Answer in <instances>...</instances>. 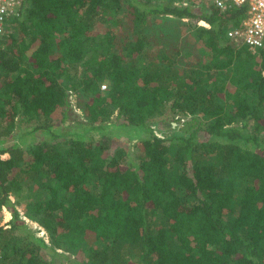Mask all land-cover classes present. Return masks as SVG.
<instances>
[{
    "label": "trees",
    "instance_id": "obj_1",
    "mask_svg": "<svg viewBox=\"0 0 264 264\" xmlns=\"http://www.w3.org/2000/svg\"><path fill=\"white\" fill-rule=\"evenodd\" d=\"M22 7L0 43V205L11 213L0 264H56L54 255L68 264H264V45L252 52L226 38L244 8ZM158 15L205 22L194 31L209 59L184 63L178 47L149 56L145 30ZM71 92L86 121L67 123ZM167 111L185 133H153L149 122ZM114 112L121 122L106 121ZM22 123L29 128L13 135ZM128 126L149 133L133 165L125 148L111 153L108 133ZM13 136L24 145H7ZM35 187L47 195L21 212L10 194Z\"/></svg>",
    "mask_w": 264,
    "mask_h": 264
},
{
    "label": "rangeland",
    "instance_id": "obj_2",
    "mask_svg": "<svg viewBox=\"0 0 264 264\" xmlns=\"http://www.w3.org/2000/svg\"><path fill=\"white\" fill-rule=\"evenodd\" d=\"M153 3H173L176 2L179 6H183L186 2L188 5H191L200 9H208L211 7V0H150ZM203 22H196L192 19H178L169 15H158L152 16L150 18L149 24L146 27L145 34L150 37V42L147 45V54L160 57L163 51L172 50L174 51L177 47L179 49V54L184 63H197L202 61H207L209 59V50L204 46L203 42L198 39L196 32L194 31L195 25H202ZM204 25V24H203ZM206 25V24H205ZM79 74L78 67L71 68V78L74 81ZM106 88H102V90H106L108 83L105 82ZM71 102H72V114L69 116L67 123L74 124L80 121H86L83 112L77 105V95L71 92ZM177 117H173L172 112H166L163 116L155 117L151 119L149 122V126L153 130L154 134L164 137H172L179 136L185 133L183 129H181L180 121L177 122L175 120ZM186 118H189L188 116ZM107 122H121V119L118 118L117 112L111 114L110 118L106 120ZM29 124L22 123L19 128H16L13 132V135L19 134L20 131H24L29 128ZM112 132V133H111ZM112 135V145H111V153L115 152L116 149L121 147L125 148L129 155L126 156L127 164H134L138 161V150L136 143L149 135V133L143 129L133 126L122 127V128H114L112 131L108 132ZM188 134V132H186ZM44 134L42 132L37 133V139L42 137ZM91 135L94 139H98L102 134L96 131ZM26 137L24 136L21 139L17 137H11L6 142L7 145H13L14 143L22 144V140L25 141ZM25 147V146H24ZM1 157H7V154L1 155ZM36 188V187H35ZM32 190L27 189L18 194H10L11 201L18 207L21 212L27 210V203L32 199H41L43 196L47 195L46 190L35 189ZM158 213V212H157ZM26 221L33 227V229L37 230V234L42 236L46 240H48L47 233L43 227H41L38 223L29 220L24 217ZM11 219V213L6 206L0 205V226L8 228V222L5 220ZM1 251V250H0ZM58 253H62V250H58ZM71 256L70 253H66ZM74 254H72L71 258H74ZM49 258V257H48ZM51 258V257H50ZM54 259L56 264H68L67 258L64 256L54 255Z\"/></svg>",
    "mask_w": 264,
    "mask_h": 264
},
{
    "label": "built area",
    "instance_id": "obj_3",
    "mask_svg": "<svg viewBox=\"0 0 264 264\" xmlns=\"http://www.w3.org/2000/svg\"><path fill=\"white\" fill-rule=\"evenodd\" d=\"M211 5L223 12L244 8L238 25L226 31V38L231 44L246 45L252 52L264 45V0H211ZM22 10V0H0V43L6 39L11 18L19 16Z\"/></svg>",
    "mask_w": 264,
    "mask_h": 264
},
{
    "label": "crops",
    "instance_id": "obj_4",
    "mask_svg": "<svg viewBox=\"0 0 264 264\" xmlns=\"http://www.w3.org/2000/svg\"><path fill=\"white\" fill-rule=\"evenodd\" d=\"M174 4L179 6V4H177L176 2H174ZM185 5H188V4L185 2L183 6H185ZM202 22H203V21H202ZM203 24H204V25H203ZM203 24H202L203 26H206V25H205V24H206L205 22H203ZM9 220H10V219H7V220H5V221L8 222Z\"/></svg>",
    "mask_w": 264,
    "mask_h": 264
}]
</instances>
